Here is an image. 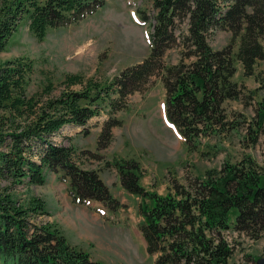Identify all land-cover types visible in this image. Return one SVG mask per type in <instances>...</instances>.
I'll list each match as a JSON object with an SVG mask.
<instances>
[{
	"label": "trees",
	"instance_id": "obj_1",
	"mask_svg": "<svg viewBox=\"0 0 264 264\" xmlns=\"http://www.w3.org/2000/svg\"><path fill=\"white\" fill-rule=\"evenodd\" d=\"M102 5L103 0H0V51L24 21L42 39L49 29L82 20ZM151 7L148 54L109 83L68 73L59 90L48 80L30 92L32 60L18 56L0 62L2 264H103L71 245L59 229L37 223L38 216L49 214L45 200L32 193L19 198L15 189L42 185L48 172H54L68 183L74 203L91 199L116 210L119 201L109 186L96 170L83 167L82 151L53 143L50 136L65 125L85 126L106 107L111 112L125 108L128 96L146 90L152 76L165 88L166 117L188 151L205 146L216 155L236 135L244 147L258 143L264 130V93L255 99L249 120L225 105L243 97L242 84L232 79L234 60L245 75H256L255 66L264 59V0H151ZM216 30L230 31L232 41L212 47L209 37ZM172 49L177 59L168 62ZM250 92L254 98L255 91ZM120 123L113 116L103 122L97 148L110 143L111 129ZM111 165L121 186L140 198L139 229L146 251L155 254L154 264H231L229 230L254 239L264 232V164L250 154L235 160L227 156L202 176L173 181L165 193L141 184L138 160L114 158ZM255 260L252 256L251 264Z\"/></svg>",
	"mask_w": 264,
	"mask_h": 264
},
{
	"label": "rangeland",
	"instance_id": "obj_2",
	"mask_svg": "<svg viewBox=\"0 0 264 264\" xmlns=\"http://www.w3.org/2000/svg\"><path fill=\"white\" fill-rule=\"evenodd\" d=\"M152 15L151 0H103V5L92 14L51 28L42 39L37 38L24 21L0 51V62L18 56L30 58L34 67L28 85L30 92L48 80L59 90L68 73L109 83L123 68L148 54ZM231 41L228 30H216L209 37L214 48H222ZM235 41L234 51L238 39ZM166 59L175 62L177 51L170 50ZM234 64L236 71L232 79L242 84L243 97L225 106L230 113L240 112L249 120L255 114V99L264 93V59L257 62L256 75H245L237 59ZM251 90L255 91L254 98H249ZM164 102L165 88L158 76H152L146 90L128 96L125 108L111 112L106 107L85 126L65 125L53 133L50 136L53 143L72 144L77 152L82 151L83 167L99 173L119 205L111 210L100 201L73 203L68 183L61 181L58 174L48 172L44 184L18 185L15 189L19 198L32 193L45 200L49 214L38 216L37 223H49L59 229L71 245L88 251L93 259L104 264H154L155 254L146 251L139 229L143 220L138 208L140 198L121 186L111 165L114 158L138 160L143 168L141 184L158 193H165L175 180L186 183L187 179L202 176L206 169L220 166L227 156L235 160L250 154L264 164V130L253 147L242 146L236 135L231 143L224 142L227 153H207L205 146L198 151H188L183 138L166 121ZM112 116L121 123L112 127L110 143L97 148L102 124ZM227 237L233 245L231 264H251L252 256L257 259L264 255V232L254 239L229 230Z\"/></svg>",
	"mask_w": 264,
	"mask_h": 264
},
{
	"label": "water",
	"instance_id": "obj_3",
	"mask_svg": "<svg viewBox=\"0 0 264 264\" xmlns=\"http://www.w3.org/2000/svg\"><path fill=\"white\" fill-rule=\"evenodd\" d=\"M256 264H264V255L256 259Z\"/></svg>",
	"mask_w": 264,
	"mask_h": 264
},
{
	"label": "crops",
	"instance_id": "obj_4",
	"mask_svg": "<svg viewBox=\"0 0 264 264\" xmlns=\"http://www.w3.org/2000/svg\"><path fill=\"white\" fill-rule=\"evenodd\" d=\"M103 263V262H102ZM104 264V263H103Z\"/></svg>",
	"mask_w": 264,
	"mask_h": 264
}]
</instances>
